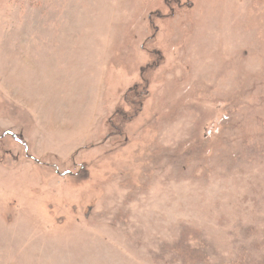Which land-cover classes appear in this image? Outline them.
I'll return each mask as SVG.
<instances>
[{"label": "rangeland", "instance_id": "rangeland-1", "mask_svg": "<svg viewBox=\"0 0 264 264\" xmlns=\"http://www.w3.org/2000/svg\"><path fill=\"white\" fill-rule=\"evenodd\" d=\"M0 264H264V0H0Z\"/></svg>", "mask_w": 264, "mask_h": 264}]
</instances>
